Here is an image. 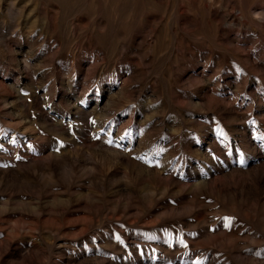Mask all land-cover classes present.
<instances>
[{"label": "rangeland", "instance_id": "obj_1", "mask_svg": "<svg viewBox=\"0 0 264 264\" xmlns=\"http://www.w3.org/2000/svg\"><path fill=\"white\" fill-rule=\"evenodd\" d=\"M0 264H264V0H0Z\"/></svg>", "mask_w": 264, "mask_h": 264}]
</instances>
